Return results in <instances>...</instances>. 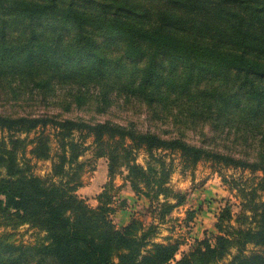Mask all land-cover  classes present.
<instances>
[{
    "label": "trees",
    "instance_id": "16d2710c",
    "mask_svg": "<svg viewBox=\"0 0 264 264\" xmlns=\"http://www.w3.org/2000/svg\"><path fill=\"white\" fill-rule=\"evenodd\" d=\"M0 131V218L44 234L0 241V264H264L255 196L256 227L230 225L229 202L217 233L181 259L180 243L155 241L156 220L185 202L169 152L186 168L210 160L264 173V0H0ZM89 138L109 169L96 207L78 194ZM34 159L52 160V172L38 175ZM122 167L148 205L120 227ZM249 244L262 250L248 254Z\"/></svg>",
    "mask_w": 264,
    "mask_h": 264
},
{
    "label": "rangeland",
    "instance_id": "374dc122",
    "mask_svg": "<svg viewBox=\"0 0 264 264\" xmlns=\"http://www.w3.org/2000/svg\"><path fill=\"white\" fill-rule=\"evenodd\" d=\"M7 136V132L3 133L0 131V139ZM22 137L26 138L27 136L22 135ZM34 137L35 134L32 133L29 135L28 140L30 141ZM192 139L194 142L201 141L198 136H194ZM92 142L93 138H89L87 145H91V148L81 158L82 161L87 163L83 183L87 184L96 177L94 184L99 186L107 177L108 160L106 158H99L96 155ZM32 147V144L29 145V151ZM137 154L138 163L146 165L149 155L143 150ZM28 157L32 156L28 154ZM166 158L168 162L174 161V172L171 177L170 186L175 193H181L184 196L185 202L177 207L166 218L167 220L164 223L161 224L159 219L156 220V224L159 226V234L155 241L165 244L180 243L181 247L177 259H181L185 253H189L195 240L197 238L202 239L206 231H209V234L217 233L214 228L217 222V215L229 202L233 211V219L231 223L229 222L230 225L244 228L247 224L251 225V222H253L252 225L255 226L257 221H252L253 218L251 220L248 219V217H253V212L249 206L253 196H255L254 201L264 200V190L261 186L262 179L264 178L263 172L226 167L210 160L202 161L194 169L186 168V165L182 163L178 154H170L169 152ZM32 164L35 165L34 171L40 176L45 177L52 172V160L34 159ZM118 170L120 172L115 178V184L120 189L115 201L116 205L121 208L123 201L127 205V199L124 198L127 194H123L122 192L129 190L134 193V191L129 183L127 184L125 181V176L128 174L127 169L122 167ZM85 199L88 200L92 207H96L93 206L94 202L92 199ZM95 200L98 203L97 199ZM171 201L176 203L179 200L172 198ZM139 204L148 205V200L139 201L137 199L133 202V208H141ZM245 205H248L246 210ZM194 211L197 214L194 215V219H191V214ZM134 212L136 213V211ZM134 212L133 214H135ZM209 213L211 216H209ZM152 221V217L147 219V223ZM43 235V233L29 225H23L18 229L13 228V226H7L0 218V241L4 243H11L13 245L33 244L43 237ZM260 250L262 249L255 247L254 244H249L248 246V254ZM236 252L237 249L234 248L233 254ZM227 259V261L231 260L232 256L229 255Z\"/></svg>",
    "mask_w": 264,
    "mask_h": 264
},
{
    "label": "crops",
    "instance_id": "0c3cea01",
    "mask_svg": "<svg viewBox=\"0 0 264 264\" xmlns=\"http://www.w3.org/2000/svg\"><path fill=\"white\" fill-rule=\"evenodd\" d=\"M105 163L107 164V162H105ZM107 166H108V164H107ZM108 180H109V169L107 170V177L101 185L98 186V185L94 184L96 181V177H95L89 183L84 184L78 190V194L80 196H83V198L85 197V198L92 199V201L94 202L93 206H97L98 203L95 200L96 196L102 191L104 185L108 182ZM122 193L127 194V196H125V197L123 196L125 199H127V206L125 208L119 209L114 215L115 223L120 227L127 225L130 222V220L132 219V217L135 215V214H133V212L137 211V208H135V209L133 208V206H134L133 202H135L137 200L135 193H133L132 191H129V190H125ZM132 209H133V212H132ZM209 216H211L210 213H209ZM207 217H208V215H207Z\"/></svg>",
    "mask_w": 264,
    "mask_h": 264
}]
</instances>
